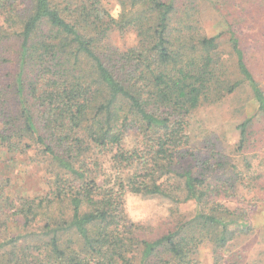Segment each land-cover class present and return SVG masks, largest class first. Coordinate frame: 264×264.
Segmentation results:
<instances>
[{
  "label": "trees",
  "instance_id": "obj_1",
  "mask_svg": "<svg viewBox=\"0 0 264 264\" xmlns=\"http://www.w3.org/2000/svg\"><path fill=\"white\" fill-rule=\"evenodd\" d=\"M194 1L118 0L114 19L100 0H0V148L29 155L47 187L10 197L0 177V233H9L0 264H201L204 245L221 264L227 246L250 232L247 211L221 200L233 177L220 184L221 166L202 161L187 134L193 111L239 85L227 79L219 37L205 36ZM127 30L136 43L112 48L110 34ZM230 44L264 115L233 35ZM105 156L112 185L98 181ZM126 193L193 202L195 211L150 239L126 215Z\"/></svg>",
  "mask_w": 264,
  "mask_h": 264
},
{
  "label": "rangeland",
  "instance_id": "obj_2",
  "mask_svg": "<svg viewBox=\"0 0 264 264\" xmlns=\"http://www.w3.org/2000/svg\"><path fill=\"white\" fill-rule=\"evenodd\" d=\"M100 2L106 12L118 19L121 12L118 0ZM194 2L196 17L205 36L219 37V52L227 79L239 82L234 92L220 102L193 111L187 128L190 146L196 155L212 166H221L215 173L218 178L221 177L220 184L233 177L232 182L222 186V196L225 197L221 200L229 208L246 210L251 226L248 234H239L227 246L221 264H264V115L258 110L248 83L242 79L236 67L230 44L233 35L238 40L248 70L264 94V0ZM108 43L120 50L130 48L136 43L135 32L127 30L120 34L114 31ZM245 121H248L246 140L239 149V126ZM134 142L135 135H128L125 148H131ZM98 159L104 172L98 180L99 184L112 185L117 174L112 169L109 156ZM189 163L194 167L193 161L188 160ZM0 177L9 180L6 193L10 197H34L47 191L46 179L29 155L12 157L0 148ZM123 202L128 218L148 228L150 232L146 236L150 239L166 233L177 220L192 216L195 211L193 202L174 204L160 197L130 193L124 195ZM13 230L12 226L9 231ZM8 234L0 233V243ZM198 259L201 264H213L210 247H201Z\"/></svg>",
  "mask_w": 264,
  "mask_h": 264
}]
</instances>
